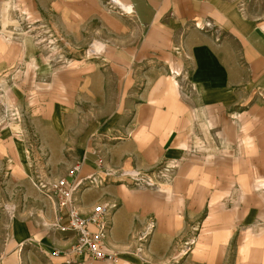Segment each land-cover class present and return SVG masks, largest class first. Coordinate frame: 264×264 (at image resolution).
<instances>
[{"label": "crops", "instance_id": "obj_1", "mask_svg": "<svg viewBox=\"0 0 264 264\" xmlns=\"http://www.w3.org/2000/svg\"><path fill=\"white\" fill-rule=\"evenodd\" d=\"M35 1L0 0V87L13 98L9 108L24 110L42 149L55 152L57 160L70 127L62 120L59 101L51 100L56 92L48 78L53 74L36 68L41 63L27 56L29 49L15 30L21 10ZM43 1L45 8L59 4L62 16L81 23L105 17L102 8L110 9L106 0ZM116 1L131 11L114 15L140 30L139 48L163 50L164 55L154 58L165 64L172 59L173 71L190 68L193 92L184 103L174 85L158 82L157 88L166 89L163 97L171 101L169 115L158 113L151 125L138 122L129 139L108 147L106 155L105 166L114 170H124L132 162L143 169L162 159L177 161L171 204L165 206L153 191L118 184L123 177L115 175L112 184L77 195L79 211L87 214L100 203L116 205L106 249L118 250L124 264H147L125 251L136 218L154 215V237L168 241L180 232L185 219L195 221L202 213L196 246L178 264H264V0ZM194 22L200 27L209 23L211 29H196ZM23 63L35 69L23 89L25 109L16 91V86L27 84L28 77L20 84L18 76L17 67ZM23 125H0V179L8 177L2 182L5 191L0 188V204L20 211L12 218L0 214V264H19L23 247L32 253L27 255L30 264H64V258L52 256V251L66 250L74 237L55 228L67 225L65 211L50 207L29 184L32 164ZM88 132L83 129L73 143L74 159L82 162L79 176L91 171L99 176L90 148L93 133ZM64 162L69 168V161ZM67 169L59 176H65ZM6 194L12 198L7 200Z\"/></svg>", "mask_w": 264, "mask_h": 264}, {"label": "rangeland", "instance_id": "obj_2", "mask_svg": "<svg viewBox=\"0 0 264 264\" xmlns=\"http://www.w3.org/2000/svg\"><path fill=\"white\" fill-rule=\"evenodd\" d=\"M56 1L60 2V0H54L53 3L55 4ZM44 5L43 0H37L32 2L29 8L25 7L21 10L20 24L15 29L16 36L26 43L29 49L27 56L35 57L37 62L41 63V66L37 65L36 68H47V71L50 70L53 74L48 79L54 81L53 88L57 94L54 93L51 100L59 101L62 120L70 127V130L66 132L64 145L60 147L59 158L55 160V152L46 153V150L42 149L40 136L28 121L24 110H16L21 117L20 122L25 127L22 132L33 145L29 148L32 173L28 181L31 188L50 207L53 206L50 200L36 190L37 181H52V179L64 177V175L59 176L60 172L64 171L63 168H68L64 161H69V168L78 162L74 159L76 156L73 143L83 129H89L88 134L93 133L90 148L96 157L95 164L99 153L104 160L103 167L115 172L117 176L124 171H137L143 178L149 177L153 182L152 187L138 185L124 177L121 178L123 181L118 184H124L129 189L153 191L158 196H162L165 206L171 204L173 172L178 168L177 161L162 159L143 169L138 168L132 162L130 167L124 170L108 168L105 162L108 147L122 144L129 139L132 127H136L138 122L151 125L155 123L158 113L169 115L167 109L171 101L163 97L167 92H165L166 89H162V86L160 89L157 88L158 82L163 85L168 84L170 87L174 85L176 95L182 102L186 103L191 99L193 89L190 68L177 69L179 77L175 79L176 75L171 63L173 60L171 59L170 62L169 59V64L157 62L154 56L164 55L163 50L146 51L139 48L142 40L140 30L123 23L122 19L118 18L117 12H120L114 10V7L102 8L105 11V17L85 19L81 23L62 16L59 4L48 5L46 8ZM32 15L34 17L29 18ZM193 27L195 28L194 23ZM202 31L208 30L203 29ZM212 33L217 40L220 38V35ZM17 69L20 71L18 73L20 84L24 76L28 77L27 84L22 83L20 87L16 86V91L20 94L18 99L22 97L21 106L25 109L27 102L24 97L27 92H23V89L30 83L31 73L35 69L34 65L26 67L24 63ZM34 93L31 91V94ZM157 94L161 96L159 101L156 98ZM12 100L7 89L0 87V107L3 105L11 107ZM156 109L158 112H155ZM55 140L53 138V141ZM104 168L99 170V176L102 178ZM91 174L94 173L91 171L86 175ZM7 178L3 175L0 179V188L3 191L6 186H3L2 182ZM111 178H106V181L98 187L86 188L78 196L86 191L98 190L109 183L112 184ZM11 198L6 194L7 200ZM18 212L20 211L15 210L11 204H0V214H3L4 218H12ZM203 216L202 213L196 220L194 219L195 221L185 219L180 232L168 241L154 237L157 231V220L154 215H147L142 219L136 218L129 233L128 242L130 243L125 251L127 255L133 254L134 257L137 255L142 263L178 264L196 246ZM150 221L154 223V228L149 233L146 227ZM144 232L149 234L139 240ZM29 250L23 247L22 256H24L19 264L31 263L32 258H27L28 254L32 255ZM138 251L141 252L138 254ZM152 251L163 252V255L153 257ZM228 260L230 262L231 257ZM120 263L124 264L121 261Z\"/></svg>", "mask_w": 264, "mask_h": 264}, {"label": "built area", "instance_id": "obj_3", "mask_svg": "<svg viewBox=\"0 0 264 264\" xmlns=\"http://www.w3.org/2000/svg\"><path fill=\"white\" fill-rule=\"evenodd\" d=\"M108 6L114 7L122 15H130L131 11H125L123 6L116 0H106ZM194 26L199 30H210L211 26L206 23L203 27L197 22ZM21 117L15 110H11L5 105L0 107V125L9 122H20ZM32 148V143H29ZM29 151V150H28ZM29 153V152H28ZM96 165L100 169L103 167V158L97 155ZM81 161L69 168L64 177L56 178L52 181H37L36 190L45 198L52 202L54 208L64 210L66 213V226H55L61 233H70L74 237V242L64 251L54 250L52 256L63 257L64 264H89L88 261L105 262L106 264H121V253L107 251L106 239L109 236L112 226L111 215L116 208L115 204H97L87 214H82L77 205V195L85 191L88 187H98L106 178L113 177L116 173L106 168L102 170L101 176L91 174L79 176L81 171ZM119 176L129 178L138 185L152 187L153 182L149 177L143 178L137 171L121 172ZM63 218L60 217L59 220ZM154 228L152 221L148 222L146 230L149 232ZM150 233V232H149ZM144 232L139 240L149 234ZM141 251H138V254ZM137 253V252H136Z\"/></svg>", "mask_w": 264, "mask_h": 264}, {"label": "bare ground", "instance_id": "obj_4", "mask_svg": "<svg viewBox=\"0 0 264 264\" xmlns=\"http://www.w3.org/2000/svg\"><path fill=\"white\" fill-rule=\"evenodd\" d=\"M127 8H128V7H127ZM128 9H129V8H128ZM174 74L176 75V77H174L175 79L179 77V74H178L177 70L175 71Z\"/></svg>", "mask_w": 264, "mask_h": 264}]
</instances>
